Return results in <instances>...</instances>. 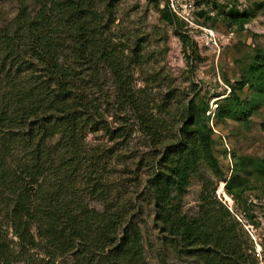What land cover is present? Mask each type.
I'll return each mask as SVG.
<instances>
[{
    "label": "trees",
    "instance_id": "obj_1",
    "mask_svg": "<svg viewBox=\"0 0 264 264\" xmlns=\"http://www.w3.org/2000/svg\"><path fill=\"white\" fill-rule=\"evenodd\" d=\"M16 1L17 15L0 26V233L10 231L16 241L0 234V264H149L143 208L123 201L126 169L118 168L129 157L87 141L102 133L123 146L134 132L150 148L164 141L165 122L136 90L110 38L115 0ZM228 18L248 22L235 11ZM105 73L116 88L113 103L103 95ZM111 107L127 112L124 127H110ZM186 112L178 141L144 182L162 245L201 264H258L244 225L217 195L220 183L235 199L242 189L219 167L212 131L193 103ZM194 179L202 185L191 215L183 200Z\"/></svg>",
    "mask_w": 264,
    "mask_h": 264
},
{
    "label": "rangeland",
    "instance_id": "obj_2",
    "mask_svg": "<svg viewBox=\"0 0 264 264\" xmlns=\"http://www.w3.org/2000/svg\"><path fill=\"white\" fill-rule=\"evenodd\" d=\"M191 2L195 5L196 30L178 19L175 23L166 20L163 0L114 1L110 38L123 52L136 90L165 122L163 144L150 148L137 132L123 146L122 140L117 145L102 133L90 134L87 141L90 145L115 146L129 157L126 165L118 168L126 169L119 178L127 187L123 201L143 208L139 223L149 264H162L161 257H166L168 264H201L165 249L144 189L150 166L157 164L166 146L178 141V130L184 120L189 121L186 109L193 103L202 125L212 131L219 167L227 179L235 177L237 187L242 189L241 197L235 199L224 189V194L220 192L224 186L220 183L217 195L244 225L252 257L264 264V79H259L264 71V0ZM100 10L104 11L103 6ZM229 11L246 16L248 22H232ZM17 12L16 0H0V26ZM102 83L103 95L113 103V79L105 73ZM126 115L111 107L107 117L110 127H124ZM204 174L216 181L210 171ZM201 185L200 180H192L184 197L183 208L188 214L198 211ZM91 206L103 210L98 202ZM0 234L16 241L10 231ZM11 247L16 251L14 243Z\"/></svg>",
    "mask_w": 264,
    "mask_h": 264
},
{
    "label": "built area",
    "instance_id": "obj_3",
    "mask_svg": "<svg viewBox=\"0 0 264 264\" xmlns=\"http://www.w3.org/2000/svg\"><path fill=\"white\" fill-rule=\"evenodd\" d=\"M169 12L179 21L185 23L187 28L195 29L197 24L193 21L195 5L191 0H163Z\"/></svg>",
    "mask_w": 264,
    "mask_h": 264
},
{
    "label": "bare ground",
    "instance_id": "obj_4",
    "mask_svg": "<svg viewBox=\"0 0 264 264\" xmlns=\"http://www.w3.org/2000/svg\"><path fill=\"white\" fill-rule=\"evenodd\" d=\"M223 189H224V186L222 185L221 188H220V192L224 194Z\"/></svg>",
    "mask_w": 264,
    "mask_h": 264
},
{
    "label": "water",
    "instance_id": "obj_5",
    "mask_svg": "<svg viewBox=\"0 0 264 264\" xmlns=\"http://www.w3.org/2000/svg\"><path fill=\"white\" fill-rule=\"evenodd\" d=\"M225 186V185H224Z\"/></svg>",
    "mask_w": 264,
    "mask_h": 264
}]
</instances>
